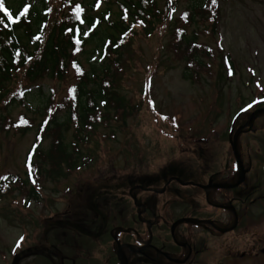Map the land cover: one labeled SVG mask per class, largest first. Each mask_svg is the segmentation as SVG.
Returning <instances> with one entry per match:
<instances>
[{
    "label": "rangeland",
    "instance_id": "1",
    "mask_svg": "<svg viewBox=\"0 0 264 264\" xmlns=\"http://www.w3.org/2000/svg\"><path fill=\"white\" fill-rule=\"evenodd\" d=\"M8 1L12 4L14 0ZM31 2L39 4V0ZM190 2L177 0L168 20L174 23L180 19ZM104 7L101 4L96 11ZM68 13L65 7L63 14ZM217 20L214 35L198 36L199 43L211 49V59L205 60L209 66L197 71L192 80L182 77L184 63L180 57L158 50L162 42L167 43L163 35L170 22L164 21L149 38L136 30V37L125 46L118 85L123 86L121 90L129 103L139 110L127 118L124 129L110 121L107 128L92 133L88 144L81 148L79 166L63 170L64 176H42L50 170L49 165L45 170L38 167L37 176L34 159L29 155L36 142L37 124L42 121L35 112L41 96L30 98L28 110L19 105L8 110V130L0 131V181L4 176L24 179V173H30L29 185L35 189V196L6 193L0 198V264H61V260L65 264H96L92 261L95 254L100 257L97 264L110 263L111 230L131 227L141 231L128 194L133 186L144 189L136 195L140 201H168L162 211L169 222L187 212V201L202 195L199 189L171 182L170 193L162 195L153 190H161L172 177L197 179L204 170L199 166L203 158L197 155L213 156L214 167H220L216 158L231 155L228 142L232 133L252 113L264 110V0L221 2ZM99 46L98 38H93L85 45L86 53L73 52V58L91 76L97 75L99 69L92 72L90 66L100 68L103 64ZM75 82L76 74L70 67L62 82L45 79L33 85H41L42 91L54 95L55 103L62 105L70 99L69 89ZM16 83L14 89L33 86L25 81ZM11 87L12 81L8 90ZM3 105L1 102L0 107ZM22 116L33 128L17 129L21 128L16 125L19 122L27 125ZM252 122L240 136L238 150L247 169L242 191L254 205L248 207L250 215L243 217L244 231L212 239L216 249L242 247L246 240L240 238L241 234L250 231H255L256 239L261 241L259 247L264 248V114ZM30 157L32 164L28 168ZM197 180L201 182L203 178ZM157 231L156 235L164 229ZM120 239L122 244L129 243L124 235ZM105 254L108 259L104 260ZM240 260L237 264H264V255L259 252L250 260ZM222 261L231 263L217 251L210 264Z\"/></svg>",
    "mask_w": 264,
    "mask_h": 264
},
{
    "label": "trees",
    "instance_id": "2",
    "mask_svg": "<svg viewBox=\"0 0 264 264\" xmlns=\"http://www.w3.org/2000/svg\"><path fill=\"white\" fill-rule=\"evenodd\" d=\"M31 1L14 0L9 4L8 0H0V103L4 102L0 107L3 111L0 131L8 130L5 115L11 107L19 105L28 110L30 98L40 95L41 102L35 112L42 121L37 124L36 142L29 155L34 159L37 176L38 167L45 170L49 165L50 170L41 173L42 176L61 177L63 170L79 166L81 148L88 144L92 133L107 128L110 121L124 129L127 118L138 112L139 108L131 105L121 90L123 86L118 85L124 69L125 46L136 37V30L149 38L164 21L169 23L168 16L177 6V0H164V3L162 0H39V4ZM224 1L227 0H191L181 18L167 25L163 35L167 43L162 42L158 50L171 51L173 56L181 58L185 80L194 79L197 71L209 66L205 60L211 59V49L199 43L198 36L217 32L220 3ZM160 3L163 5L159 6ZM101 4L106 7L96 11ZM65 7L69 9L67 15L63 14ZM93 38L100 42L103 64L100 68L90 66L92 72L99 69L97 75L91 76L73 58V52L86 53L85 45ZM70 67L76 74V82L69 89L70 99L62 105L55 103L54 95L42 91L41 85H33L45 79L62 82ZM11 81L13 87L8 90ZM24 81L33 86L24 89L21 85L18 87L21 91L14 89L16 82ZM32 88L34 91H30ZM26 121V126L21 122L16 124L21 127L17 129L33 128ZM43 144L47 146L42 147ZM24 176V179L4 176L0 198L6 193H25L33 198L35 189L29 185L32 175L24 173Z\"/></svg>",
    "mask_w": 264,
    "mask_h": 264
},
{
    "label": "flooded vegetation",
    "instance_id": "3",
    "mask_svg": "<svg viewBox=\"0 0 264 264\" xmlns=\"http://www.w3.org/2000/svg\"><path fill=\"white\" fill-rule=\"evenodd\" d=\"M197 156L203 158V162L199 163V166L204 170L201 174H197V179L200 176L203 178L201 182H198L197 179L184 181L178 177H172L166 181L168 184L165 183L162 188H165V193L169 192L168 185L173 182L180 187L197 188L202 195L198 199L187 201V212L171 222L167 220L165 211H162V207L168 206V201L162 204V200H156L155 204L153 199L145 201L137 199V208L132 202L136 219L141 224V231L126 227L128 233L123 235L128 238L129 243L124 245L129 247L122 248L120 253L114 241H111L110 263L116 261L115 264H210L217 251H220L224 259L231 262L230 264H237V259L241 261L240 259L246 257L250 260L259 255V243L255 237V231L250 232L249 243L245 250L242 248H214L216 245L215 241L213 242L214 239L224 238L235 233V231L244 230L242 229L243 217L250 215L247 214L248 207H253L254 201H248L246 199L248 195H244L245 193L242 191V185L245 181L235 188H224L236 183L240 173H242V168H238L237 172L236 168H233L237 165L233 155H223L221 158H216L217 164L221 165L217 168L214 167L215 158L213 156ZM222 159L223 164H221ZM240 161L243 163L242 155H240ZM244 169L247 172V169ZM175 172L170 171V173ZM188 183L191 185H185ZM217 185L223 188L218 189ZM146 205L149 206V210ZM251 216L253 215L251 214ZM162 228L164 231L156 235L157 230ZM242 235L243 233L241 239ZM110 237L113 238L112 234ZM118 237L120 244L124 242L120 239V234ZM213 245L214 247H212ZM260 253L264 255V249H260ZM106 255L104 260L105 258L108 259ZM92 258V261L97 264L100 257L97 258V254H95ZM110 263L105 262L104 264ZM61 264H65V261L61 260ZM217 264H224V262Z\"/></svg>",
    "mask_w": 264,
    "mask_h": 264
},
{
    "label": "water",
    "instance_id": "4",
    "mask_svg": "<svg viewBox=\"0 0 264 264\" xmlns=\"http://www.w3.org/2000/svg\"><path fill=\"white\" fill-rule=\"evenodd\" d=\"M262 111H257V112H255L253 115H251V117L249 118V121L246 123V125L245 126H248L250 123H251V121L253 120V118L257 115V114H259V113H261ZM241 131V129H239V130H237L236 131V133H235V135H234V138H233V142H232V150H233V152H234V155H238L237 154V150H236V137L238 136V134H239V132ZM241 176H242V173H241ZM242 178V177H241ZM236 186V185H235ZM135 200V199H134ZM118 249H119V253H120V250H121V247L120 246H118Z\"/></svg>",
    "mask_w": 264,
    "mask_h": 264
},
{
    "label": "snow or ice",
    "instance_id": "5",
    "mask_svg": "<svg viewBox=\"0 0 264 264\" xmlns=\"http://www.w3.org/2000/svg\"><path fill=\"white\" fill-rule=\"evenodd\" d=\"M0 7H2V6H0Z\"/></svg>",
    "mask_w": 264,
    "mask_h": 264
}]
</instances>
